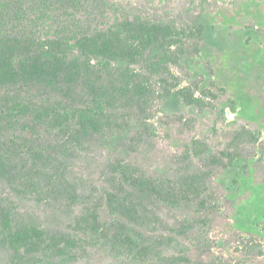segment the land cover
<instances>
[{
	"label": "trees",
	"instance_id": "1",
	"mask_svg": "<svg viewBox=\"0 0 264 264\" xmlns=\"http://www.w3.org/2000/svg\"><path fill=\"white\" fill-rule=\"evenodd\" d=\"M172 1L149 0L151 14H137L126 1L0 0V180L40 205L79 210L67 231H52L0 209L1 244L14 264L75 259L100 240L119 257L147 262L208 224L215 207L206 174L155 178L113 164L101 198L82 194L68 175L86 138L122 131L134 108L146 132L157 98L217 108V94L197 83L181 87L174 73L204 28ZM258 142L244 127L218 155L197 138L186 153L229 167ZM166 208L188 213L182 231L165 220ZM189 263L181 252L167 259Z\"/></svg>",
	"mask_w": 264,
	"mask_h": 264
},
{
	"label": "rangeland",
	"instance_id": "2",
	"mask_svg": "<svg viewBox=\"0 0 264 264\" xmlns=\"http://www.w3.org/2000/svg\"><path fill=\"white\" fill-rule=\"evenodd\" d=\"M115 1L128 2L137 14L154 10L149 0ZM171 9L187 11L190 21L198 20L204 28L202 40L191 42L181 66L174 69L178 82L181 87L197 83L200 91L211 90L218 95L217 108L200 110L176 95L161 102L157 98L155 117L150 121L153 132L145 131L143 117L134 108L122 131L86 138L68 175L82 194L101 198L113 164L155 178L206 174L215 207L206 214L208 224L147 262L119 257L111 242L100 240L86 246L78 258L43 264H167L170 256L180 252L188 256L189 264H264V0H193L191 4L174 0ZM244 127L259 142L248 147L245 156L232 166H215L206 157H188L186 153L197 138L218 155ZM2 208L14 211L19 222L52 231H67L79 212L17 196L0 180ZM163 212L175 232L183 230L181 220L188 213L172 208ZM110 215L102 211L103 220H109ZM162 234L178 236L170 230ZM0 264H14L1 244V220Z\"/></svg>",
	"mask_w": 264,
	"mask_h": 264
}]
</instances>
